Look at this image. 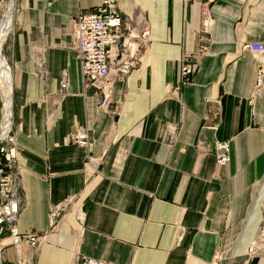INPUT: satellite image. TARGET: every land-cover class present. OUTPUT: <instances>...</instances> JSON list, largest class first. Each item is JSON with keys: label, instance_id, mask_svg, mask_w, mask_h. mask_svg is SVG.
<instances>
[{"label": "crops", "instance_id": "1", "mask_svg": "<svg viewBox=\"0 0 264 264\" xmlns=\"http://www.w3.org/2000/svg\"><path fill=\"white\" fill-rule=\"evenodd\" d=\"M100 3L14 0L0 45L6 38L22 201L15 224L39 244L14 249L3 237L1 264H246L251 247L249 264H264V89L245 48L264 43V0H216L208 11L180 0H119L124 36L109 61L114 67L127 47L138 62L114 82L113 115L82 79L72 35L78 13ZM185 54L197 70L174 95ZM78 131L87 147L70 142ZM216 141L229 145L224 167Z\"/></svg>", "mask_w": 264, "mask_h": 264}, {"label": "built area", "instance_id": "2", "mask_svg": "<svg viewBox=\"0 0 264 264\" xmlns=\"http://www.w3.org/2000/svg\"><path fill=\"white\" fill-rule=\"evenodd\" d=\"M183 5L198 3L205 11L216 0H180ZM119 0H101V3L90 12H79L72 20V35L75 42L77 58L80 62V71L85 83L97 85L100 96L98 107L102 111L110 112V97L114 82L125 80L136 67L138 62L137 53L129 55L127 47L121 49L120 56L112 67L109 61L111 46L119 43L124 36V24L118 12ZM148 31H143L140 39L147 41ZM256 63V88L264 89V43H251L245 46ZM197 70L195 58L191 55H182L180 59L179 82L172 89L174 95L188 86ZM67 77L64 74L60 81L61 91L66 90ZM168 89V87H167ZM170 90V89H168ZM12 99V90H11ZM12 115V114H11ZM12 118V117H11ZM216 124L203 127V130L214 132ZM7 130L0 132V236L4 232L10 240V244L17 249L25 243L30 248H36L39 237L31 231L23 234L16 228V218L22 207L19 196V172L15 169V138L13 134V123L9 124ZM174 136L172 135V139ZM70 142L80 147L88 146L87 134L83 131L75 132L70 136ZM214 155L216 164L224 167L229 162V145L227 142L214 143ZM262 211L258 229L257 241L264 247V196L262 198ZM60 216L57 210L50 211V218L54 225ZM1 240V239H0ZM249 261L255 256V250L251 247L248 252ZM249 261L246 264H249ZM17 264H23L17 262ZM80 264H111L106 261L82 258ZM211 264H216L213 262Z\"/></svg>", "mask_w": 264, "mask_h": 264}, {"label": "bare ground", "instance_id": "3", "mask_svg": "<svg viewBox=\"0 0 264 264\" xmlns=\"http://www.w3.org/2000/svg\"><path fill=\"white\" fill-rule=\"evenodd\" d=\"M13 4H14V0H10V7H9V11H8V15L5 17V19L3 20V22L0 24V44L1 41L4 37V35L6 34V32H8L10 25H11V19H12V10H13ZM11 8V9H10ZM4 23V24H3ZM0 88H1V101L3 104V113L1 112V121H0V132L7 130L6 128H9V124L11 123V84H10V78H9V74L7 71V67L6 64L4 62V60L2 59V57L0 56ZM4 118H3V116ZM3 123V124H1ZM17 228V226H16ZM18 230V229H17ZM19 232V231H18ZM20 233V232H19ZM23 234V233H21ZM25 244V243H23ZM29 247V246H28Z\"/></svg>", "mask_w": 264, "mask_h": 264}, {"label": "rangeland", "instance_id": "4", "mask_svg": "<svg viewBox=\"0 0 264 264\" xmlns=\"http://www.w3.org/2000/svg\"><path fill=\"white\" fill-rule=\"evenodd\" d=\"M9 1H5V3L7 4ZM4 3V5H6ZM8 37V36H7ZM5 40H6V38H5ZM5 40L3 41V43H2V45H0V56H4V54H3V48H4V44H6V43H4L5 42ZM1 88H0V97H1ZM3 109H4V107H3V104H2V101H0V111H2V113H3ZM10 112H11V121H12V123H14V121H13V105H12V107H11V109H10ZM2 116H3V114H2ZM3 118H4V116H3ZM0 121H1V112H0ZM1 124H3V123H1ZM1 129V128H0ZM5 236H7L4 232L2 233V235L0 236V239H2L3 237H5Z\"/></svg>", "mask_w": 264, "mask_h": 264}, {"label": "water", "instance_id": "5", "mask_svg": "<svg viewBox=\"0 0 264 264\" xmlns=\"http://www.w3.org/2000/svg\"><path fill=\"white\" fill-rule=\"evenodd\" d=\"M9 2H10V0H8ZM0 264H1V262H0Z\"/></svg>", "mask_w": 264, "mask_h": 264}]
</instances>
